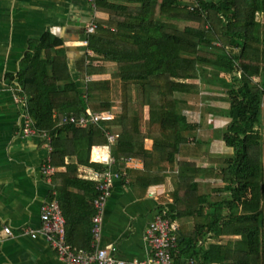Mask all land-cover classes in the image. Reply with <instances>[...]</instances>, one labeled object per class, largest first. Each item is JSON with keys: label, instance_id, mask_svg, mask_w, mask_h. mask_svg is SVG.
Segmentation results:
<instances>
[{"label": "trees", "instance_id": "16d2710c", "mask_svg": "<svg viewBox=\"0 0 264 264\" xmlns=\"http://www.w3.org/2000/svg\"><path fill=\"white\" fill-rule=\"evenodd\" d=\"M98 5L111 20L91 36L96 58H89V68L101 73L94 68L99 59L117 65L122 103L115 119L85 129L54 128V111L78 117L88 109L111 112L112 83L93 79L86 92L65 63L62 71L51 68L59 64L48 52L61 43L49 35L25 57L24 71L15 78L24 91L34 88L29 102L36 128L51 132L53 167L66 170L54 177L66 242L90 251L96 241V183L80 178L78 171L108 170L90 158L93 146L106 145V131H111L119 133L111 171L130 186L133 180H149L143 183L146 192L163 183L168 171L174 173L175 190L166 197H174L178 214L166 211L164 197L156 216L173 223L184 218L186 230L178 226L180 242L171 250L173 264H264V23L259 19L264 0H99ZM181 21L188 22L183 29ZM215 92L229 102L231 122L223 140L235 151L232 158L211 157L210 140L183 115L184 96L197 94L206 104L219 99ZM139 105L147 108V116ZM147 139H153L151 151L145 149ZM128 159L143 161L144 169H127ZM197 159L207 168H199ZM245 191L258 193L249 198Z\"/></svg>", "mask_w": 264, "mask_h": 264}, {"label": "crops", "instance_id": "0c3cea01", "mask_svg": "<svg viewBox=\"0 0 264 264\" xmlns=\"http://www.w3.org/2000/svg\"><path fill=\"white\" fill-rule=\"evenodd\" d=\"M192 4L188 8L194 7ZM260 16L264 18L263 14L259 15V18ZM110 20L111 13L108 10L100 7L93 10L89 0H0V264H65L42 235L32 238L31 235L22 234L26 229L41 230L43 206L52 200H58L54 177L66 171L53 167V137L50 131L36 128L47 136L51 154L47 153L48 146L44 144L40 134L33 138H21L19 135L26 121L22 102H29L30 93L34 89L29 87L24 91L25 88L15 81L17 75L24 71L22 62L32 50L39 48L42 39L49 35L61 43L60 47L48 52L53 62L56 60L59 64L56 66L54 62V65H50L51 68L58 67L62 71L60 68L64 67L60 64L65 63L68 73L86 92L87 84L93 79L112 83V89H116L114 83L120 88V80L114 78L117 65L99 59L94 63V68L102 71L101 73L89 68L93 67L89 58H96V55L89 48L91 36H88L87 28L93 22L99 27L100 23L107 24ZM36 64L41 66V61L37 60ZM31 72L32 70L27 74ZM199 82L194 80L195 84ZM61 84L63 83H58ZM119 94L121 96V92ZM193 95L199 100L197 105L192 103ZM214 95L219 99L209 100L206 104L200 101L197 94L184 96L187 105L183 115L187 123L198 130L200 136L208 137L211 146L207 153L211 157L232 158L235 151L228 148L223 140V133L231 122V118L226 114L229 102L226 97H221L220 93L215 92ZM89 111L96 113L92 109L87 110ZM216 111H223V115L216 114ZM27 114L36 127L30 108ZM190 114L194 115L192 121ZM65 117H72V113L54 111L55 129L72 126L61 123ZM144 121L145 117L141 118L142 124ZM215 129L221 131L222 138H216ZM150 141L153 140H146L145 145V149L149 151L153 148L152 144H148ZM70 146L75 150L72 141ZM177 161H180L179 157ZM47 165L55 171L51 177L44 174ZM126 165L127 169L137 172L144 169V162L139 159L130 160ZM130 165L133 167L129 168ZM196 165L199 168H207V164L200 159H197ZM117 172L114 170V173ZM87 173L89 174L87 167H80V178L84 179ZM133 181L130 186L129 181L122 180L120 174L119 178L111 180V195L103 210L101 238L96 247L103 250L116 248L114 255L127 264H147L154 257L147 231L158 215L161 198L165 197L167 201V212L178 214L174 197H166L175 190L174 173L168 171L163 183L150 186L146 192L143 183L149 180ZM58 204L62 210L59 200ZM183 219L177 220L176 226L178 228L180 225L186 230L181 224ZM5 227L12 230V236L4 233ZM202 243L203 241L200 242Z\"/></svg>", "mask_w": 264, "mask_h": 264}, {"label": "built area", "instance_id": "2783aa9c", "mask_svg": "<svg viewBox=\"0 0 264 264\" xmlns=\"http://www.w3.org/2000/svg\"><path fill=\"white\" fill-rule=\"evenodd\" d=\"M99 0H89V3L93 7V10H97ZM99 31V27L95 22L91 23L87 28L88 36H94ZM88 45V44H86ZM22 107L26 112V121L23 127L20 129V136L22 138H33L41 135L44 140V144L48 146L45 134H41L33 125L27 111L29 109L28 101L22 102ZM117 116L116 112H87L84 116L65 117L62 119V124H69L72 126H79L81 128H88L90 125H100L104 121H111ZM107 142L106 145H96L91 152V164H98L107 166L106 172H99L92 169H88L89 174H86V178H89L96 182V189L98 191V198L95 200L94 205L97 209V215L94 218L93 235L96 240L90 251L84 249H77L71 247L67 241L66 234V219L63 211L58 204V200H52L43 206L41 211L42 228L39 231L35 230H23L22 234L31 235L32 238H36L39 234L42 235L47 242L50 243L52 248L56 251L58 257L65 264H127L117 258L114 254L117 249H97L96 243L100 240L101 222L103 217V210L111 195L110 182L114 178H118V174L111 171L116 164L113 156V148L116 144V139L119 138V133L106 131ZM47 153L51 154L49 146L46 149ZM130 162L126 160L125 163ZM54 170L50 165L46 166L44 174L47 177H51L54 174ZM55 196V194H54ZM166 216V214H165ZM151 229L148 230V239L155 252L154 259L147 264H173V257L171 250L175 249L179 245V235L177 234L178 228L176 223L170 221V219L163 217L155 218L151 224ZM4 233L7 236H12V230L9 227L4 228ZM139 264V262H137Z\"/></svg>", "mask_w": 264, "mask_h": 264}, {"label": "rangeland", "instance_id": "374dc122", "mask_svg": "<svg viewBox=\"0 0 264 264\" xmlns=\"http://www.w3.org/2000/svg\"><path fill=\"white\" fill-rule=\"evenodd\" d=\"M259 19L262 23H264L263 16H260ZM178 25L180 26L181 29H183L186 27V25H188V22L183 21L181 24H178ZM114 86L116 89L113 88L112 93H111V100H112V106H113L112 112L117 113L119 111V108H121L122 96H120V94H119L121 92L119 86L116 83H114ZM192 99H193L192 103L197 105L198 101H199L198 98H196L195 95H193ZM139 100L142 101L141 97L139 98ZM146 109L147 108H145V109L141 108L140 105L138 107V110L142 111V113H144V115L146 114V116H147L148 112ZM216 114L223 115V111H216ZM189 118H190V121L194 120V115L190 114ZM145 126L146 125H144V124L141 125L142 131L146 130ZM214 135L216 136L217 139L222 138L221 131L219 129H215ZM145 144H146V140H145ZM148 144L153 145V141L148 142ZM126 167H127V165H126ZM132 167H133L132 165L129 166V168H132ZM256 193H258V192H252L251 193L250 191H245V192H243V195L246 197L249 196V198H250V197H253ZM66 234H67V232H66ZM225 243H227V241H225Z\"/></svg>", "mask_w": 264, "mask_h": 264}, {"label": "flooded vegetation", "instance_id": "af4514ba", "mask_svg": "<svg viewBox=\"0 0 264 264\" xmlns=\"http://www.w3.org/2000/svg\"><path fill=\"white\" fill-rule=\"evenodd\" d=\"M28 106H29V108H30V102H28ZM20 135V134H19ZM21 137V136H20ZM22 138V137H21Z\"/></svg>", "mask_w": 264, "mask_h": 264}]
</instances>
